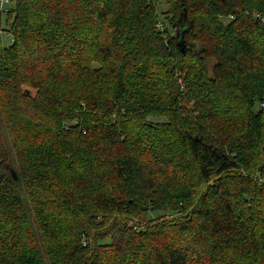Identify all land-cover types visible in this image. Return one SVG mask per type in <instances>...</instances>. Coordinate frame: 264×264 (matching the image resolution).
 <instances>
[{
    "label": "trees",
    "instance_id": "obj_1",
    "mask_svg": "<svg viewBox=\"0 0 264 264\" xmlns=\"http://www.w3.org/2000/svg\"><path fill=\"white\" fill-rule=\"evenodd\" d=\"M0 264H264V0L0 3Z\"/></svg>",
    "mask_w": 264,
    "mask_h": 264
},
{
    "label": "rangeland",
    "instance_id": "obj_2",
    "mask_svg": "<svg viewBox=\"0 0 264 264\" xmlns=\"http://www.w3.org/2000/svg\"><path fill=\"white\" fill-rule=\"evenodd\" d=\"M159 6V8H158V11H159V14H164V12H166V11H168V9H169V7H170V5H169V3L168 2H164V3H162V4H160V5H158ZM4 38L5 39H7L8 38V40H7V43H8V41L10 42V43H12V42H14V39L12 38V37H6V36H4ZM212 65H213V62H211L210 63V66L212 67ZM3 133H4V135H5V139H6V142H7V146H9V148H10V140H9V132H8V129L5 127V125L3 124ZM11 149V148H10ZM27 201H29L28 199H27ZM28 203V202H27ZM162 214H160V213H150L148 216H147V219L148 220H153V219H156V218H158V217H160Z\"/></svg>",
    "mask_w": 264,
    "mask_h": 264
},
{
    "label": "water",
    "instance_id": "obj_3",
    "mask_svg": "<svg viewBox=\"0 0 264 264\" xmlns=\"http://www.w3.org/2000/svg\"><path fill=\"white\" fill-rule=\"evenodd\" d=\"M185 18H186V16H185ZM187 28H188V26H186V25L182 26V24H180V28H179L178 33H177L178 34V38H180V40L184 39V32H185V30H187ZM180 46L183 48V51H185L187 45L183 42V40H182V42L180 41ZM13 174L16 177L15 179L18 180V177L16 176L15 171H13Z\"/></svg>",
    "mask_w": 264,
    "mask_h": 264
},
{
    "label": "built area",
    "instance_id": "obj_4",
    "mask_svg": "<svg viewBox=\"0 0 264 264\" xmlns=\"http://www.w3.org/2000/svg\"><path fill=\"white\" fill-rule=\"evenodd\" d=\"M0 3H1V9H5L9 4V0H2Z\"/></svg>",
    "mask_w": 264,
    "mask_h": 264
}]
</instances>
